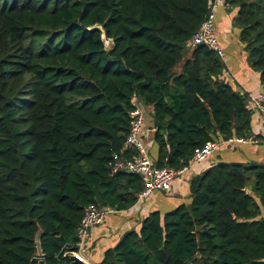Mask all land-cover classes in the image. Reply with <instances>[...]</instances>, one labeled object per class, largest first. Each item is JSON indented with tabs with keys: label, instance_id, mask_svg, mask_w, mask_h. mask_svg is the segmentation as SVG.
Wrapping results in <instances>:
<instances>
[{
	"label": "trees",
	"instance_id": "obj_1",
	"mask_svg": "<svg viewBox=\"0 0 264 264\" xmlns=\"http://www.w3.org/2000/svg\"><path fill=\"white\" fill-rule=\"evenodd\" d=\"M227 3L264 84V0ZM209 11L210 0H0V264H69L88 204L137 202L142 176L112 165L132 155L136 96L154 108L159 166L251 133L249 97L221 77V57L185 46ZM190 187V205L150 212L99 264H264V163L218 161Z\"/></svg>",
	"mask_w": 264,
	"mask_h": 264
},
{
	"label": "crops",
	"instance_id": "obj_2",
	"mask_svg": "<svg viewBox=\"0 0 264 264\" xmlns=\"http://www.w3.org/2000/svg\"><path fill=\"white\" fill-rule=\"evenodd\" d=\"M238 10L237 5H230L227 0H224L220 2L216 11V30L225 50L221 58L225 66L221 77L234 89L248 95V105L253 110L252 131L245 137L255 138L257 141L228 142L227 139H217L221 141L217 152L204 160L192 162L165 189L154 190L145 196L139 195L137 202L128 209H113L107 214L103 223L91 228L90 237L85 245L71 251L70 256L76 254L88 264H99L106 249L114 246L124 232L133 228L139 229L142 220L150 212L159 210L164 215L180 204L190 205L192 202L191 179L203 173L215 162L256 161L264 163V120L254 111L250 100L251 96L264 90V84L261 81L260 71L256 70L249 61L246 42L241 39L242 27L235 20ZM180 70L181 66H178L177 71ZM137 101L143 103L147 114V133L144 136L150 153H153L152 157L156 161L159 156V145L154 138V108L152 105H146L139 97ZM253 186L254 179L252 178L248 184L249 191L253 189ZM261 216H264V208H262Z\"/></svg>",
	"mask_w": 264,
	"mask_h": 264
},
{
	"label": "built area",
	"instance_id": "obj_3",
	"mask_svg": "<svg viewBox=\"0 0 264 264\" xmlns=\"http://www.w3.org/2000/svg\"><path fill=\"white\" fill-rule=\"evenodd\" d=\"M221 1L224 0H210L209 14L186 41L185 46L187 49L191 50L202 44L214 50L221 58L224 56L225 50L218 37L215 23L216 11ZM250 100L254 111L264 120V90L251 96ZM134 103L135 107L131 112L132 119L126 140V145L132 149V155L123 156L121 154H114L112 165L114 170H129L142 176L144 180V189L140 195L145 196L154 190L165 189L171 181L186 170L192 162L204 160L217 152L220 148V140L209 141L205 146L196 150L190 163L182 169H177L169 165L159 166L153 159L145 140L144 134L147 130V114L143 103L137 101V96L134 98ZM227 141L256 142L257 140L245 136H236L230 137ZM112 210V208L100 207L93 203L85 207L83 217L77 228L78 247L85 245L90 237L91 228L94 225L103 223L107 214Z\"/></svg>",
	"mask_w": 264,
	"mask_h": 264
},
{
	"label": "water",
	"instance_id": "obj_4",
	"mask_svg": "<svg viewBox=\"0 0 264 264\" xmlns=\"http://www.w3.org/2000/svg\"><path fill=\"white\" fill-rule=\"evenodd\" d=\"M103 39H104V42L108 45L109 39H107V37L105 35L103 36ZM129 172H131V171H129ZM70 257H71V262L69 264H88L84 260L80 259L76 254H72ZM41 263L46 264L44 260H41Z\"/></svg>",
	"mask_w": 264,
	"mask_h": 264
},
{
	"label": "rangeland",
	"instance_id": "obj_5",
	"mask_svg": "<svg viewBox=\"0 0 264 264\" xmlns=\"http://www.w3.org/2000/svg\"><path fill=\"white\" fill-rule=\"evenodd\" d=\"M145 133H147V132H145ZM145 140H146V138H145ZM147 142V141H146ZM147 146H148V143H147ZM148 148H149V146H148ZM151 155H153V153H151Z\"/></svg>",
	"mask_w": 264,
	"mask_h": 264
}]
</instances>
